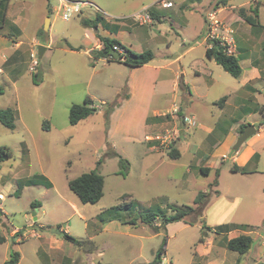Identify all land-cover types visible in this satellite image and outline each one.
Masks as SVG:
<instances>
[{
    "label": "rangeland",
    "instance_id": "rangeland-1",
    "mask_svg": "<svg viewBox=\"0 0 264 264\" xmlns=\"http://www.w3.org/2000/svg\"><path fill=\"white\" fill-rule=\"evenodd\" d=\"M1 1L0 5L3 4V7L0 9V18H4L6 32L10 23L16 22L24 27L27 42L37 37L39 42L50 47L49 51L40 57L38 53L42 45L38 46L36 42L31 46L27 62L29 73L32 53L38 54L43 70L42 72L39 67L38 78H35L36 83L33 82L35 74L30 73L31 75H27V84L21 85L16 93L13 86L0 82L4 90V94L0 95V110L14 106L16 97L19 102L16 130L11 131L0 124V147L7 146L13 151L11 159L0 163V194L5 197L3 201H0V206L8 214L11 223L8 226L0 219V228L4 231L9 227L12 230L18 229L11 238L8 237L5 244L0 245V264L5 258H9L13 251L21 254V264H93V261L82 260L85 250L81 249V251L76 245L67 241L61 251L44 252L39 260L37 253L40 240L36 236L45 234L48 239L56 237L54 231L58 230V227L67 229L71 236L78 239H85L89 234L98 233V227L102 225L98 219L100 213L120 204L123 192L134 184L131 179L115 175L120 170L118 159L106 158V154L111 150L110 147L108 150L107 142L124 158L126 155L134 156L135 149L141 145L137 142L124 143L122 131L116 134L114 144L110 138L107 140L106 135L108 129L106 112L115 106L116 98H118L115 88L121 83H126L131 72L117 63H107L103 59L92 58L93 49H90L98 39L88 38L87 34L96 36L97 32L94 29L85 28L82 20H92L100 15L113 23L130 22L127 20L129 15L142 4H147L148 0H68L79 2L82 9L80 14L69 21H65L59 12L60 0ZM245 1L248 0H235L234 3L240 4ZM256 1L258 2L253 0V2ZM7 8L8 11H6ZM219 16L222 18V15ZM259 21L264 27V6L262 5L259 7ZM46 24L47 32L44 31ZM161 24L164 25V23ZM165 25L169 28L168 23ZM252 33L257 40L253 39L249 44L250 48L241 51L240 62L245 72L248 70L247 63L243 62L245 59L251 60L254 56L264 58V29L252 30ZM68 44L74 50H71ZM45 45L43 47L47 48ZM155 53L159 54L157 51ZM260 64L264 69V60H260ZM217 69L219 70H215L214 76L218 78L221 74L224 77V80L221 78L220 82L227 83L226 78L232 84L238 83L237 79L222 68ZM188 73L187 80H190L193 85L198 86L197 82H200L201 89H204V84L208 87L209 76L203 75L199 80L190 75L189 70ZM221 88V85H217L209 91V97L201 108V117L208 114L212 101L218 102L223 96L219 95ZM262 91L264 92V89ZM88 97L94 101V107L102 108V112L93 114L76 126H71L70 107L74 104H83ZM103 101L104 104H102ZM258 104L256 99L248 103V106L257 113L245 117L244 121L256 126L263 124V127L261 126V130L257 129L258 132L244 143L242 150L247 145H251L252 150L259 153L260 160L256 169L261 172L251 176L234 174L231 172V167L235 164L232 160L229 159L219 166V161L212 158L209 164L221 169L219 186L216 188L220 194H214L216 190L214 189L209 196L204 211L205 217L208 216L209 220L201 223L200 219L194 224L173 223L160 234H155L149 228L145 231L138 228L132 231V234L137 237L127 234L98 233L95 242L103 249L104 257L100 259L103 264H150L157 251L165 245L164 243H166L164 246L166 252L163 255L165 259L162 258V264H264V120L258 123L262 120L261 108ZM196 109H198L197 106ZM48 112L52 113V120L48 121L52 128L51 132L43 127L45 122L43 118ZM181 112L183 116L190 118L193 109L184 105ZM166 123L167 125L160 127L157 133L167 129L178 128L179 131L181 129L180 118L177 120L176 117L170 116L166 119ZM194 131L195 128L191 129L190 133ZM204 135L205 133L200 130H196L191 140L185 135L182 143L178 145L182 158L176 162L165 160L159 166L158 176L162 183L158 185V188L163 190L164 186H168L167 192H171L170 205L192 206L197 188H208L215 180V171L209 178L203 175L189 177L190 179L186 182V193L181 197L172 195V186L168 185V182L164 183L167 181L166 177L175 180L181 178L183 169L180 166L187 165L193 159V154L200 143L204 142L210 148L217 141L216 139L205 140ZM22 142L27 144L26 151L20 145ZM199 156L203 158L202 155ZM101 157L104 163L98 168L97 162ZM253 164L249 167L250 169L253 168ZM95 169H98L105 178L104 196L95 205H83L70 191L68 182ZM45 174L48 175L53 188L48 189L44 185L24 188L19 185L26 179L27 181L28 179L41 181V178L47 180ZM33 202H39L41 207L33 209L31 207ZM76 203L78 212L73 208V204ZM155 203L156 209L168 211L166 203ZM134 204L135 208L131 211L133 215L148 212L150 209L148 204H140L136 201ZM128 214L129 212H125L123 215L126 217ZM226 216L231 223L252 224L247 230L252 238V247L246 255L239 256L228 250L226 246L227 240L237 237L238 233L228 235L229 232L216 231L218 227L226 225L209 227L212 222H218ZM35 217L37 221L34 222ZM190 220L193 219L190 218ZM88 223L91 224L89 230ZM57 238L63 240L61 236ZM201 239L213 242V252L208 257H202L204 248L199 242ZM16 241L21 243L16 244ZM44 243L46 249L50 248L48 242ZM239 257L241 260L238 263Z\"/></svg>",
    "mask_w": 264,
    "mask_h": 264
},
{
    "label": "crops",
    "instance_id": "crops-1",
    "mask_svg": "<svg viewBox=\"0 0 264 264\" xmlns=\"http://www.w3.org/2000/svg\"><path fill=\"white\" fill-rule=\"evenodd\" d=\"M161 1L172 3V6L165 7L161 4ZM2 2L3 1H1V3ZM215 2V0H148L147 4H142L141 7L137 8L129 15L127 20L130 22L113 23L102 16L103 24L99 25L96 36L94 34H91V36L87 34L88 38L96 37L98 39L97 35H99L103 38L114 39L118 41L121 45L120 47L124 49L137 54L151 52L154 56V59L149 64L140 68H130L122 61L112 62L128 68L131 73L126 83H121L115 88L116 93H118V98H116L117 102L115 103V107L109 115L106 134L107 140L110 138L113 144L115 143L116 134L120 131L123 133L122 139L124 143L137 142L141 144L135 149L136 152L134 156H132L134 159L127 155L124 158L123 155L116 152L130 162L128 175L122 177L128 180L131 179L132 182H134L123 194L128 195L130 197L129 200L133 202L136 201L140 204H148L150 209L155 207V202L166 203V205L169 204L171 192H167L169 191L168 186H164L163 190L158 188V185L162 183L158 176L159 166L161 163H164L165 160L166 162L168 159L176 162L182 158V152L179 150L178 145L182 143V138L185 135L191 140L195 136L196 130H200L205 133V140L216 139L217 141L210 146V148L204 144V142L198 145V149L195 150L193 154V159H191L187 165L184 164L180 166V168L183 169V174L180 179L175 180L166 177L167 181H164V183L168 182V185L172 186V195H176L177 197H181L186 193V182H188L192 176L197 177L198 175H203L199 172L200 169H210L207 175H203L207 178L214 173L217 169L216 166L209 164L212 158L219 161V166L230 159L239 167H251L253 164L252 158L258 153L252 150L251 145H247L245 149L242 150L241 148L237 152H234L233 147L241 135L239 134L241 127L256 125L247 124L244 121L245 117H250L253 113H257L248 106L249 102L255 99L258 100L262 115V120L258 123L264 120V92L262 91V89H264V69L261 68L260 64V60H264V58L261 56L259 58L254 56L251 60L245 59L243 62L247 63L248 70L245 72L241 67L242 75L237 79V84L230 83L229 79L226 78L225 81H227V83L220 82L221 78L224 80L221 74L218 78L214 76L215 70H219L217 68L222 67L214 60L207 58L206 51L208 45L205 36L207 33V14L214 10ZM234 2L235 0H231L227 6L216 10H219V15H222V18L219 16L221 19L233 25L239 52L238 58H240L242 57L241 51L249 49V44H251L253 39L257 40V37L253 35L251 26L245 23L239 16L238 10L244 8L248 11V14H250L249 9L252 7V4H256L257 1L253 2V0H248L240 4ZM2 7L3 4L0 5V9ZM146 9L153 12L154 16L151 15L153 23L144 26L136 24L131 17ZM6 11H8V8ZM230 11L231 13H229ZM1 22H3L2 26ZM161 23H164V25ZM166 23H168L169 28L165 25ZM157 24L161 25L158 27ZM4 29V18H0V82L13 86L14 91L17 93L21 85L27 84V75L30 74L27 62L30 57L29 52L31 46L36 44V42L38 46H44L45 44L39 42L37 37H33L32 40L27 42V35L24 27L16 22L10 23L7 32ZM156 32L159 33L157 34ZM93 45L94 46L90 50H100L103 48V44L99 39ZM45 46H47L46 54L49 51L48 48L50 45ZM68 46L71 50H74L70 44H68ZM155 51H157V53L159 52V54H156ZM103 60L106 61L105 59ZM40 70H42L41 65ZM188 70L190 71V75L199 80L203 75L209 76L210 83L208 87H205L204 84V89H201L200 82H197L198 86H195L190 80H187L189 76ZM217 85H221L222 88L220 89L219 95L223 96L219 98L220 100L218 102L212 101L210 103L212 107L209 108L208 114L201 117V108L209 97V91ZM102 104H104V101ZM177 104L180 109V118L181 120L183 119V121H180V138L173 146L179 152L180 156L178 159L173 160L168 156L166 150L157 148L153 142H147L146 137L160 133H157V130L167 125L166 119L170 116L174 118L172 112L175 109V105L178 106ZM18 105V97H16L14 106L6 108L14 111L16 119L19 115ZM184 105L190 106L193 109L190 118H186L181 112ZM196 106L198 109L195 110ZM94 108L96 109L94 114H100L102 112L100 106H95ZM51 115L52 113L48 112L43 118L45 120L44 123H47L49 127L47 131L50 132L52 128H50L48 121L49 119L52 120ZM135 125H137L136 128ZM262 127L259 128V130H261ZM194 128L195 131L190 133L191 129ZM20 145L23 147L24 151L27 150L26 142H22ZM50 149L52 150V147H50ZM199 155H202L203 158H200ZM259 160L260 155L258 159L254 161L253 168L250 169L252 173L245 174L244 176H251L261 172L256 169ZM118 173L119 171L115 173V175L120 176ZM44 176L47 178V181L50 182L48 175L45 174ZM22 181L25 182L27 179ZM207 191H209V187H198L193 196V203L200 192ZM0 196L3 195L0 194ZM4 199L5 197L3 196V200ZM37 207H41V204ZM73 208L78 212L77 203L73 204ZM0 212H2L0 215L2 222L10 226V219L2 206H0ZM207 220H209V217H205L204 214V217L201 218V223ZM212 224H210L209 227L212 228L221 225L231 226L234 230L229 232L228 235L231 233H238V236L250 234L248 231L238 230L237 227L241 225H246L248 227L252 226V224L249 223H231L228 216L222 218V220L218 222H212ZM90 225L91 224L88 223V230L90 229ZM98 228V233L127 234L132 237H137L132 234L133 230L138 228L143 231L146 230L144 226L134 227L129 224H122L118 221L102 223L101 227ZM58 230H61V234L57 236L63 238V233L70 235L67 229L63 230V228H61ZM17 231L18 229L12 230L10 227L6 229V231L0 228V233L6 238V241L8 237L11 238L12 234ZM98 233L95 232L94 234H89L85 239H79L91 240L96 246V250L93 253L82 252L84 254L82 259L84 262L90 260L93 261V264H103L100 261V259L104 257L103 249L95 242ZM33 235H35V233ZM57 236L50 237L49 239L45 234L36 236L40 240L37 253L39 260L41 259V254L44 252L49 250L61 251L66 240L64 238L63 240L58 239ZM203 241L204 242L201 243L204 248L202 257H208L213 252V242H207V240L204 239ZM44 242H48L50 248L46 249V244ZM18 243L21 242L16 241V244ZM196 253L201 257L197 251ZM9 258H5L3 263L8 261ZM21 260L22 257L20 258L19 264H21ZM240 260L241 258L239 257L238 263Z\"/></svg>",
    "mask_w": 264,
    "mask_h": 264
},
{
    "label": "trees",
    "instance_id": "trees-1",
    "mask_svg": "<svg viewBox=\"0 0 264 264\" xmlns=\"http://www.w3.org/2000/svg\"><path fill=\"white\" fill-rule=\"evenodd\" d=\"M214 10L221 7H225L231 0H215ZM264 5V0H259L254 6L249 9L250 14L244 8L238 10L239 16L251 26L252 30L264 29L259 22V7ZM151 15L153 12L150 11ZM82 24L85 28H91L95 31L98 30L99 25L103 24V17L97 15L95 19H83ZM98 39L103 44V48L100 50H93L91 55L93 59H105L108 63L112 62H123L130 68H140L149 64L154 56L151 52L144 53H134L130 50L124 49L125 54H120V59H115L113 53L116 46H121L118 41L109 38H103L97 35ZM118 53V52H117ZM206 56L210 60H214L219 66L223 68L225 72L230 74L233 78L239 79L242 75V68L240 65V58L237 57H228L223 53L222 47L219 45H214L212 48H208L206 51ZM35 78H38V74L33 75V82L36 83ZM4 94L3 88L0 87V95ZM115 107V106H114ZM114 107L107 110L106 114L109 118L110 113L113 111ZM96 109L94 108V101L91 98H86L84 103L81 105L74 104L70 107L69 110V123L71 126H76L82 121L88 119L94 114ZM0 124L6 127L7 129L14 131L16 129V118L15 113L11 109L0 110ZM263 124L256 126L259 129ZM44 129L48 130L49 127L47 123H44ZM246 126L241 127L239 134H242ZM108 150L109 147L111 150L106 154V158H116L119 163V175L126 177L130 170V162L127 159H124L120 156L107 142ZM168 156L176 160L179 158V152L175 147H172L171 151L168 153ZM13 157V151L7 146L0 147V163L5 162ZM259 157V154L256 153L252 158V161H256ZM104 163L103 157H101L97 162V167H101ZM224 163H222L223 165ZM220 168L215 170V180L210 185L209 191L200 192L192 206H176L167 204L166 208L168 211H162L159 208L149 209L148 212H139L136 215L132 214V210L135 208L133 201L129 200L128 195H123L121 197V202L115 207L106 209L100 213L98 219L102 223H108L110 221H119L122 224H129L131 226H145L146 228L151 229L155 234H160L162 231L167 229V226L173 223L183 222L185 224H194L200 221L204 217V211L206 204L209 200L210 194L213 192L214 188L219 186L218 179L220 177ZM203 175H207L210 172V169H200L199 171ZM231 172L235 174H250L252 171L248 166L239 167L236 164H233L231 167ZM41 181L28 180L20 183L21 187L24 186H34V185H44L46 188L50 189L52 187L51 183L48 182L45 178H41ZM70 191L79 199L83 205H95L100 202L104 196L105 180L104 177L100 174L98 169L90 171L88 173H83L79 177L70 180L68 182ZM214 194L219 195V191L216 189ZM39 202H33L31 207L36 209L39 205ZM125 212H129L128 216H124ZM131 212V213H130ZM2 212H0V215ZM192 218L193 220H190ZM248 226L241 225L237 227L238 230L247 231ZM61 229V227H58ZM236 229V230H237ZM210 230V228H208ZM234 229L231 226L218 227L216 231L220 232H231ZM63 238L76 245L78 248L85 250V252L93 253L96 250V246L91 240H79L67 233H63ZM6 242V238L0 233V245ZM203 243V239L199 241ZM166 245V243H164ZM249 244L252 245V238L249 235H239L227 241L228 250L239 254L240 256L246 255L250 249L248 248ZM164 245V246H165ZM86 246H88L86 248ZM159 249L150 264H162V258L166 252L165 247ZM20 253L13 251L10 254L8 261L3 264H19L20 262Z\"/></svg>",
    "mask_w": 264,
    "mask_h": 264
},
{
    "label": "built area",
    "instance_id": "built-area-1",
    "mask_svg": "<svg viewBox=\"0 0 264 264\" xmlns=\"http://www.w3.org/2000/svg\"><path fill=\"white\" fill-rule=\"evenodd\" d=\"M61 7L59 12L61 13L62 18L65 21H69L75 15H78L82 12L81 4L79 2H71L68 0H60ZM165 7H171L172 3H167L161 1ZM131 19L138 25H150L153 23L151 13L148 9L140 11L134 14ZM207 23V33L205 36L208 48H212L214 45H219L223 49V53L228 57H237L239 52L237 49L236 39H235V30L233 25L224 21L219 17V10H212L207 14L206 18ZM115 51L119 54H125L124 49L119 46H116ZM40 67V61L38 59L37 53L31 54V63H30V73L36 74ZM1 73V69H0ZM174 111L172 112L173 116L179 120L178 116L180 109L175 105ZM180 121H183V119ZM180 138V131L178 128L175 130H164L154 136L146 137L147 142L155 143V146L159 149L170 151L176 141ZM3 200V196H0V201ZM21 239V238H19ZM20 241V240H19Z\"/></svg>",
    "mask_w": 264,
    "mask_h": 264
},
{
    "label": "water",
    "instance_id": "water-1",
    "mask_svg": "<svg viewBox=\"0 0 264 264\" xmlns=\"http://www.w3.org/2000/svg\"><path fill=\"white\" fill-rule=\"evenodd\" d=\"M48 27L47 24L45 25L44 31L47 32ZM47 48L40 46L39 47V56L43 57L45 52H46ZM114 58L115 59H120V54L119 53H113ZM257 133V128L254 125H247L243 131V133L239 136L236 144L233 147L234 152L239 151L242 146L244 145V143H246L248 141V139H250L251 137H253L255 134ZM35 215V214H34ZM34 221H37V217L34 218ZM54 234L56 235H60L61 234V230H55ZM249 249H251V244H249L248 246Z\"/></svg>",
    "mask_w": 264,
    "mask_h": 264
}]
</instances>
